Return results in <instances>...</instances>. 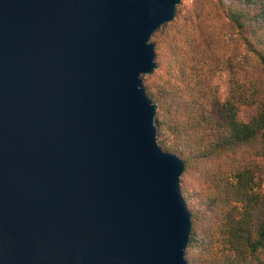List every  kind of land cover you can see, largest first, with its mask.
<instances>
[{"label": "water", "instance_id": "1", "mask_svg": "<svg viewBox=\"0 0 264 264\" xmlns=\"http://www.w3.org/2000/svg\"><path fill=\"white\" fill-rule=\"evenodd\" d=\"M179 2L0 0V264H188L141 80Z\"/></svg>", "mask_w": 264, "mask_h": 264}, {"label": "trees", "instance_id": "2", "mask_svg": "<svg viewBox=\"0 0 264 264\" xmlns=\"http://www.w3.org/2000/svg\"><path fill=\"white\" fill-rule=\"evenodd\" d=\"M243 1L208 2L203 17L188 24L178 20L177 5L162 24L173 32L151 34L156 67L141 76L156 104V141L183 162L188 264H264V192L256 163L264 157V3ZM215 67L230 72L222 98L212 90Z\"/></svg>", "mask_w": 264, "mask_h": 264}, {"label": "rangeland", "instance_id": "3", "mask_svg": "<svg viewBox=\"0 0 264 264\" xmlns=\"http://www.w3.org/2000/svg\"><path fill=\"white\" fill-rule=\"evenodd\" d=\"M214 0H180V2L177 4H180V14H179V21L185 22L189 21L191 18H195V16L198 14L199 17L204 11H201L203 8L206 9L208 7V2H213ZM243 1V0H242ZM261 1V0H257ZM264 3V0H262ZM244 2V1H243ZM176 5V6H177ZM264 14V11H263ZM203 17V15H202ZM166 24V23H164ZM162 33H171L173 32V27H170L168 25H160L159 28ZM228 38V35H226V39ZM227 54V51H226ZM149 75V74H148ZM229 79H230V72L228 68L226 67H215L213 69L212 74V85L213 92L220 96V98L224 97L227 94V91L229 89ZM249 110H244L241 113V118L245 119L247 117V112ZM258 166V173L261 179V185L264 192V157L258 158L257 161ZM195 240H197V243H202L199 239L198 235H195Z\"/></svg>", "mask_w": 264, "mask_h": 264}]
</instances>
